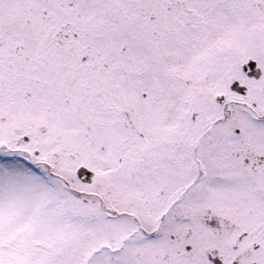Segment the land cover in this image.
<instances>
[{
	"label": "snow or ice",
	"instance_id": "6c2138e0",
	"mask_svg": "<svg viewBox=\"0 0 264 264\" xmlns=\"http://www.w3.org/2000/svg\"><path fill=\"white\" fill-rule=\"evenodd\" d=\"M0 264H264V0H0Z\"/></svg>",
	"mask_w": 264,
	"mask_h": 264
}]
</instances>
